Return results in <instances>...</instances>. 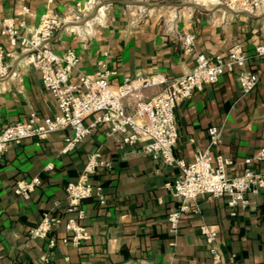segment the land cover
<instances>
[{
	"label": "crops",
	"instance_id": "crops-1",
	"mask_svg": "<svg viewBox=\"0 0 264 264\" xmlns=\"http://www.w3.org/2000/svg\"><path fill=\"white\" fill-rule=\"evenodd\" d=\"M44 15L62 24L52 49H72L78 57L72 82L79 75L93 78L100 62L105 63L112 89L124 76L164 77L166 83L142 90L144 101L188 74L196 55H223L230 46L242 45L249 57L242 70L259 75L256 89L242 95L236 73H226L180 102L174 109V156L192 163L197 149L208 148L210 127L221 133V144L209 148L210 155L232 161L230 176L242 174L245 159L264 150V59L252 56L253 47L264 44V14L229 11L217 0H0V20L12 19L23 36H30ZM188 33L194 35V45L186 53L182 39ZM0 48L10 69L0 81V132L31 114L54 117L55 99L44 89L39 71L27 62L28 55L10 47L1 35ZM122 106L133 113V100H123ZM91 122L89 117L85 124ZM107 133L105 126L93 128L67 154L62 151L69 130L8 146L0 157V264H41L40 258L49 252L47 240L32 239L28 232L45 212L61 219L52 230L56 246L47 264H216L207 252L202 226L216 233L224 263L264 264V189L256 196L248 194L244 208H230L227 195L197 197L190 203L193 212L181 216L173 233L167 216L178 206L171 191L177 169L146 157L142 140L122 146ZM93 153L111 164L91 177L102 187L106 205L82 203L86 217L80 224L90 239L71 247L61 242L67 236L65 223L76 217L67 212L64 189L76 182ZM251 168L264 173V160ZM32 178L41 183L28 198L14 195L18 181Z\"/></svg>",
	"mask_w": 264,
	"mask_h": 264
},
{
	"label": "built area",
	"instance_id": "built-area-1",
	"mask_svg": "<svg viewBox=\"0 0 264 264\" xmlns=\"http://www.w3.org/2000/svg\"><path fill=\"white\" fill-rule=\"evenodd\" d=\"M217 4L229 11H241L250 15L258 12L264 14V0H217ZM97 13L102 14V7L97 9ZM75 20L79 22L81 18L77 16ZM61 26L57 17L44 15L33 33L23 36L12 19L0 20V35L6 37L10 47L28 55L27 62L39 71L44 89L55 99L57 106L54 117L31 114L26 120L5 127L0 132V157L5 154L9 145H18L26 139L44 140L61 130L71 132L64 140L62 153L67 154L73 152L93 128L101 125L108 129L107 135L117 138L118 144L122 146H135L142 140L144 146L141 152L146 157L178 171L171 185L172 195L177 199L178 206L167 216L173 233L178 231L181 216L193 212L190 203L197 197L221 198L227 195L230 208H244L248 204V194L256 196L264 189V173L254 172L251 168L253 162L264 160V150L245 159L242 174L230 176L227 168L232 165V161L219 155L212 157L209 152V148L221 144V133L216 127L208 129V148L204 151L197 149L192 163L186 164L174 156L178 137L174 109L180 102L190 100L193 92L201 91L206 85L217 83L226 73H236L242 95H249L256 89L259 75L242 70L249 58L242 45L230 46L223 55H196L195 66L188 74L173 79L170 86L155 98L144 101L142 90L166 83L164 77L158 74L148 78L124 76L122 83L112 89L105 63L100 62L93 78L79 75L77 81L72 82L71 78L79 64L77 55L72 49L57 53L51 46ZM193 41L194 35L191 33L183 37L182 49L186 53L192 50ZM252 56L264 59V44H256ZM9 74V66L3 62V51L0 48V81ZM125 99L133 100L132 114L124 111L122 101ZM89 117L92 122L87 126L85 121ZM100 168L110 169L111 164L100 160L98 153L91 154L76 182L67 184L64 189L68 202L67 212L76 214L75 219L68 220L64 225L67 232V236L61 240L64 245L78 247L90 239L88 231L80 224L86 217L82 209L83 202L92 200L100 207L106 205L102 187L91 181V177ZM51 169V166L47 167L48 171ZM40 183L38 178L18 181L13 193L18 197L28 198ZM60 222L59 217L45 212L37 226L28 232L32 239L47 240L49 252L42 255L41 264H47L48 256L56 246L51 234ZM200 228L209 256L216 264H226L221 259L216 233L205 226Z\"/></svg>",
	"mask_w": 264,
	"mask_h": 264
},
{
	"label": "rangeland",
	"instance_id": "rangeland-1",
	"mask_svg": "<svg viewBox=\"0 0 264 264\" xmlns=\"http://www.w3.org/2000/svg\"><path fill=\"white\" fill-rule=\"evenodd\" d=\"M200 3V2H199Z\"/></svg>",
	"mask_w": 264,
	"mask_h": 264
}]
</instances>
